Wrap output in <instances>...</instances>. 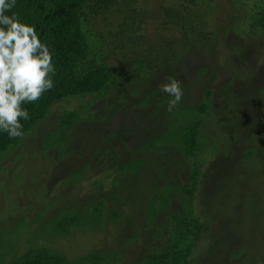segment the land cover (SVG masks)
<instances>
[{
  "label": "rangeland",
  "instance_id": "1",
  "mask_svg": "<svg viewBox=\"0 0 264 264\" xmlns=\"http://www.w3.org/2000/svg\"><path fill=\"white\" fill-rule=\"evenodd\" d=\"M241 1L245 8L235 0L216 1L221 33L210 44H187L167 29L165 7L171 0H140L129 9L127 21L116 15L97 20L95 27L109 40L104 47L109 63L122 71L123 80L92 105H86L89 97L56 104L0 164V251L4 233H13L20 220L26 224L19 254L34 243H50L35 237L50 218L68 210L86 212L102 198L108 215L120 210L121 216L108 219L102 230L77 231L50 246L71 258L119 251L124 257L119 264H137L159 243L155 230L163 224L160 218L149 226L146 206L168 180L186 181L189 172L175 147L160 145L158 152L140 147L164 132L172 113L210 92L212 107L204 126L209 161L195 200L198 215L210 227L193 264H264V36L245 23L249 10L264 0ZM171 47L179 55L168 54ZM168 77L183 90L182 101L171 111L170 97L159 90ZM74 109L86 112L68 133L67 144L44 150L43 135L57 128L63 111ZM138 159L143 164L137 172L124 169Z\"/></svg>",
  "mask_w": 264,
  "mask_h": 264
},
{
  "label": "trees",
  "instance_id": "2",
  "mask_svg": "<svg viewBox=\"0 0 264 264\" xmlns=\"http://www.w3.org/2000/svg\"><path fill=\"white\" fill-rule=\"evenodd\" d=\"M171 1L172 4L165 7L168 30L177 31L180 39L187 44H210L218 38L221 32L217 27V0ZM135 3L141 4L140 0H16L12 12L22 22L34 25L42 42L47 43L53 53L55 86L44 93L39 101L24 105L30 119L22 121V137L10 138L6 133H0V164L34 128L47 119L56 104L89 97L86 105H92L122 82L124 74L108 60L109 53L105 48L109 40L95 25L101 16L108 15L125 16L127 21L129 9ZM235 3L244 8L247 5L241 0H235ZM245 23L252 33L264 36V4L257 2L249 10ZM167 52L179 55L174 47L168 48ZM138 65L139 68L143 67L139 62ZM211 107L210 92H207L194 106L172 113V120L164 132L140 147L142 151L152 152H156L160 145L175 147L186 159L189 172L186 181L175 184L168 180L159 190L157 198L146 206L144 218L149 226L162 221L160 218L163 224L156 226L155 230L159 243L144 252L137 264H193L197 245L208 234L210 225L198 215L195 200L203 169L209 161L206 157L210 148L209 138L204 126ZM85 112V109L63 111L57 128L43 135L44 150L53 147L62 150L68 142V133ZM211 150L213 157L217 147ZM250 155L252 150L245 154L246 157ZM142 164L143 160L138 159L127 163L124 169L133 174ZM76 176L80 177V174ZM116 181L118 179L114 183ZM177 194V205H173ZM106 208L107 202L101 198L90 204L86 212L63 211L50 218L46 230L41 234L36 233L35 237L48 239L53 244L60 238L75 235L77 231L102 230L108 219L115 221L121 216L120 210L110 211L108 215ZM25 224L24 220H20L13 233H4L3 237L7 236V239L1 244L0 264H119L124 260L121 252L114 250L93 251L71 258L50 243H34L19 254L17 247ZM164 238L166 241L162 242Z\"/></svg>",
  "mask_w": 264,
  "mask_h": 264
},
{
  "label": "clouds",
  "instance_id": "3",
  "mask_svg": "<svg viewBox=\"0 0 264 264\" xmlns=\"http://www.w3.org/2000/svg\"><path fill=\"white\" fill-rule=\"evenodd\" d=\"M16 0H0V133L22 137L30 119L25 104L35 103L54 88L53 53L34 25L12 12ZM11 13V14H10ZM159 90L170 97L171 111L182 101L181 84L168 77Z\"/></svg>",
  "mask_w": 264,
  "mask_h": 264
}]
</instances>
